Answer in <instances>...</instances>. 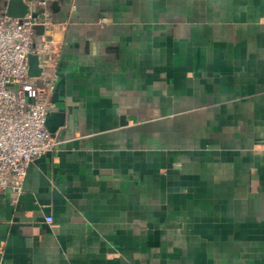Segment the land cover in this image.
<instances>
[{"label": "crops", "instance_id": "obj_1", "mask_svg": "<svg viewBox=\"0 0 264 264\" xmlns=\"http://www.w3.org/2000/svg\"><path fill=\"white\" fill-rule=\"evenodd\" d=\"M50 3L58 147L0 264H264V0Z\"/></svg>", "mask_w": 264, "mask_h": 264}, {"label": "built area", "instance_id": "obj_2", "mask_svg": "<svg viewBox=\"0 0 264 264\" xmlns=\"http://www.w3.org/2000/svg\"><path fill=\"white\" fill-rule=\"evenodd\" d=\"M68 22L56 21L50 0L30 2L24 17L0 4V191L20 196L30 165L57 150L46 126L58 111L53 100L66 42L55 34ZM36 27H42L39 34ZM39 58V77L29 75V57ZM16 202V200H13ZM47 223L53 218L47 217Z\"/></svg>", "mask_w": 264, "mask_h": 264}, {"label": "water", "instance_id": "obj_3", "mask_svg": "<svg viewBox=\"0 0 264 264\" xmlns=\"http://www.w3.org/2000/svg\"><path fill=\"white\" fill-rule=\"evenodd\" d=\"M8 11L9 13L14 17H24L28 12V7L23 3V0H9L7 3ZM57 6L58 3H54L53 10L57 12ZM36 31L39 34L43 33L42 27H36ZM29 64H30V70L29 75L31 77H39L41 75L42 69L39 67V58L35 55H31L29 57ZM53 117H57L56 114L52 113L50 114L46 119V126L48 130L55 135L57 133V127H52L50 125L51 120ZM62 125V124H61ZM59 125V126H61Z\"/></svg>", "mask_w": 264, "mask_h": 264}]
</instances>
